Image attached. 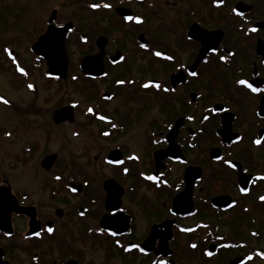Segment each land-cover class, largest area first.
Returning a JSON list of instances; mask_svg holds the SVG:
<instances>
[{
  "label": "flooded vegetation",
  "instance_id": "flooded-vegetation-1",
  "mask_svg": "<svg viewBox=\"0 0 264 264\" xmlns=\"http://www.w3.org/2000/svg\"><path fill=\"white\" fill-rule=\"evenodd\" d=\"M34 1L29 63L5 53L32 99L0 94L25 146L0 184V264H264L263 0ZM40 84L72 89L52 104Z\"/></svg>",
  "mask_w": 264,
  "mask_h": 264
},
{
  "label": "rangeland",
  "instance_id": "rangeland-1",
  "mask_svg": "<svg viewBox=\"0 0 264 264\" xmlns=\"http://www.w3.org/2000/svg\"><path fill=\"white\" fill-rule=\"evenodd\" d=\"M254 1V0H247ZM264 2V0H263ZM56 3V2H55ZM34 0H0V94L7 96L13 104L20 100L32 99L27 94L25 88V81L20 79L14 74V70L11 64L8 62L5 56V49H12L16 52L17 57H20L24 61V65L27 66L26 61L29 63L30 59L27 55L28 48L39 34V29H43L42 16L35 17L37 11L34 10ZM260 5V3L257 2ZM262 5V4H261ZM264 13V6L262 8ZM35 13V14H34ZM43 12L40 11V14ZM38 19V22L36 21ZM46 97H55L52 104H55L59 97H56L55 93L59 90L64 93L66 90L72 89V85H58L54 86V90H50L46 87V84H40ZM22 94V95H21ZM62 95H60L61 97ZM78 95H74L69 98L70 100H78ZM16 101V102H15ZM17 115L14 108L5 109L0 104V184L8 177L11 180L12 185L15 187L18 185L16 182L15 172L19 157L23 153L25 147L23 141L18 138V129H15V119ZM7 125L8 128H4ZM11 128H10V127ZM12 131V137H5L6 131ZM16 130V131H15ZM10 131V132H11ZM16 133V135H15ZM27 135L24 134V137ZM59 146L51 145V150L58 149ZM43 148H41L37 154L39 159L41 154H44ZM17 184V185H16Z\"/></svg>",
  "mask_w": 264,
  "mask_h": 264
},
{
  "label": "snow or ice",
  "instance_id": "snow-or-ice-1",
  "mask_svg": "<svg viewBox=\"0 0 264 264\" xmlns=\"http://www.w3.org/2000/svg\"><path fill=\"white\" fill-rule=\"evenodd\" d=\"M221 2H222V0H221ZM90 7L93 8V9H99L100 7H103V8H105V9H111L112 6H111L110 4L105 3V4H103V5H100V4H92V5H90ZM126 19L130 21V20L133 19V17L129 16V17H126ZM137 23H142V21H141L139 18H137ZM251 31H252V32H255V31H257V29H256V28H252ZM59 35H62V34H59ZM205 39H206V46L209 47V48H211L212 52H216V51H217L216 47H215L213 44L208 43V41L211 40V37H206ZM84 42L86 43L87 40L85 39ZM141 47H147V46H146V45H141ZM5 51H6V52L8 53V55L12 58V60H13L14 62H16V57L12 55L11 50H10V49H5ZM155 56H156V57L163 58V59L168 60V61H173V60H174V57H172V56H170V55H165L164 53H162V52H160V51L155 52ZM220 59H221V60H224L225 57L221 56ZM121 60H123V57H121ZM16 68H17V70H18L21 74H23V75H25V76L28 74V73L25 71V69H24L23 67H20V65H19L18 63H16ZM105 75H107V73H105ZM190 75H192V76L195 77V76H197V73L193 71V72L190 73ZM73 79H76V77H73ZM117 83H118V84H124L125 81H124V80H119V81H117ZM132 83H134V81H132ZM238 83H239L240 85H244V86H246V87H247L252 93H260V92L262 91V89H260L259 87H254L253 84H252V83H249L247 80H243V79H242V80H239ZM150 86H153V85H151L150 83H146V84L143 85L144 88H149ZM33 87H34V86H33L32 84H29V85H28V88H29V89H33ZM154 87H155L157 90H160V89H161V85H160L159 83H155V84H154ZM163 91H164V92H168L169 89H168L167 87H165V88H163ZM172 91H175V89H172ZM105 99H111V97H105ZM0 101H2L5 105L9 104V101H8L7 99H4L3 97H0ZM74 106H75V105H74ZM225 111H228V110L225 109ZM88 112H89V113H92V112H93V109H92V108H89V109H88ZM100 119H105V117H100ZM188 119L191 120V119H193V117L190 116V117H188ZM204 119L207 120L208 117H204ZM113 127H116V125L113 124ZM7 135H8V136H11V133H7ZM104 135H108V133H104ZM154 142H155V143H160L161 141H160V140H156V141H154ZM256 143H257V144H260V141L257 140ZM129 159H131V160H139V157L136 156V155H133V156H130ZM181 162H183V161H181ZM109 163H112V161H109ZM119 163H123V161H119ZM225 163H227L228 166L231 167V168H235V167H236L235 164H233L231 161H225ZM124 172H125V174H127L128 169L125 168V169H124ZM145 178L148 179V180H157V179H158L156 176H146ZM55 179H56V180H60L61 177H60V176H56ZM245 179H246V178H245ZM258 179L264 180V176H262V177H258ZM164 183L167 184V181H165ZM157 186L159 187V184H158ZM71 190H72L73 192L76 191L75 188H72ZM240 191H241L242 193H244V192H245V189H244V188H241ZM261 200H264V197H261ZM118 207H119V206L117 205V208H118ZM121 211H122V210H121ZM81 215H83V213H81ZM53 231H54V230H53L52 228H50V227L47 229V232H48L49 234L53 233ZM101 231H103V230H101ZM185 231H192V230H191V229H186ZM36 235L39 236L40 233H36ZM110 235H112V236H116L117 233H116V232H110ZM117 243H118V242H117ZM136 247L139 248V245H137ZM191 247H192L193 249H195V248L197 247V245H196V244H192ZM130 250H131V249H125V251H130ZM140 250L143 251V249H140ZM206 255H208L209 257H211V256H212V252H207ZM249 259H251V257H249Z\"/></svg>",
  "mask_w": 264,
  "mask_h": 264
},
{
  "label": "water",
  "instance_id": "water-1",
  "mask_svg": "<svg viewBox=\"0 0 264 264\" xmlns=\"http://www.w3.org/2000/svg\"><path fill=\"white\" fill-rule=\"evenodd\" d=\"M44 39H46V37H43L41 40H40V42H38L36 45H35V47L34 48H36L37 46H38V44H40L42 41H44ZM59 53H60V55H58L57 57H58V59H61V57L64 59V62H66V55H65V52H64V47H63V43H62V47L60 48V50H59ZM61 69L62 70H64V73H60V74H55V75H53V74H48V76H50V77H61V78H66V66H64V67H61ZM51 71H53V72H55V71H61L59 68H53V69H51ZM5 199L6 200H11V201H13V203H14V201H15V197L12 195V193H11V190L9 189V188H0V211H4L3 210V206L5 207ZM8 207V208H7ZM7 210H8V212L6 213V214H11V213H13V212H15V206H14V204L11 206V207H9V206H6L5 207Z\"/></svg>",
  "mask_w": 264,
  "mask_h": 264
}]
</instances>
